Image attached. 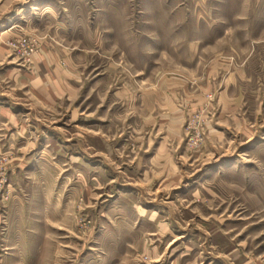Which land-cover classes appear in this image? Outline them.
<instances>
[{"label":"rangeland","instance_id":"rangeland-1","mask_svg":"<svg viewBox=\"0 0 264 264\" xmlns=\"http://www.w3.org/2000/svg\"><path fill=\"white\" fill-rule=\"evenodd\" d=\"M0 264H264V0H0Z\"/></svg>","mask_w":264,"mask_h":264},{"label":"bare ground","instance_id":"bare-ground-1","mask_svg":"<svg viewBox=\"0 0 264 264\" xmlns=\"http://www.w3.org/2000/svg\"><path fill=\"white\" fill-rule=\"evenodd\" d=\"M14 20V19H13Z\"/></svg>","mask_w":264,"mask_h":264}]
</instances>
